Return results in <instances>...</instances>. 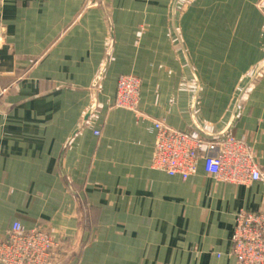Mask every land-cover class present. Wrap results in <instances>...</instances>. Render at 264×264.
Listing matches in <instances>:
<instances>
[{"label": "crops", "instance_id": "1", "mask_svg": "<svg viewBox=\"0 0 264 264\" xmlns=\"http://www.w3.org/2000/svg\"><path fill=\"white\" fill-rule=\"evenodd\" d=\"M185 2L0 0V239L19 221L65 240L54 264H235L264 178L168 176L154 123L226 130L264 174V14ZM121 75L140 80L134 111L114 105Z\"/></svg>", "mask_w": 264, "mask_h": 264}, {"label": "built area", "instance_id": "2", "mask_svg": "<svg viewBox=\"0 0 264 264\" xmlns=\"http://www.w3.org/2000/svg\"><path fill=\"white\" fill-rule=\"evenodd\" d=\"M258 8L264 14V0H259ZM140 85L136 76H119L114 105L136 110ZM154 129L151 166L168 176L186 180L202 161L204 171L216 181L245 185L264 178L250 148L226 130L219 134L180 131L161 121L154 123ZM231 243L235 264H264V209L237 212ZM66 247L65 240L43 228L25 230L14 221L0 239V264H54Z\"/></svg>", "mask_w": 264, "mask_h": 264}, {"label": "rangeland", "instance_id": "3", "mask_svg": "<svg viewBox=\"0 0 264 264\" xmlns=\"http://www.w3.org/2000/svg\"><path fill=\"white\" fill-rule=\"evenodd\" d=\"M185 1V0H184ZM193 0H186V2H185V4H182L181 5V9L180 10H182L183 8H184V6H187L190 2H192ZM236 185V184H235ZM66 251H68V249H69V246L67 245V247H66ZM67 253V252H66ZM64 254H65V251H64ZM61 256H63V255H61Z\"/></svg>", "mask_w": 264, "mask_h": 264}, {"label": "water", "instance_id": "4", "mask_svg": "<svg viewBox=\"0 0 264 264\" xmlns=\"http://www.w3.org/2000/svg\"><path fill=\"white\" fill-rule=\"evenodd\" d=\"M260 69V68H259Z\"/></svg>", "mask_w": 264, "mask_h": 264}]
</instances>
